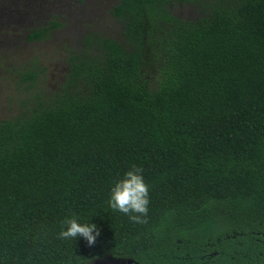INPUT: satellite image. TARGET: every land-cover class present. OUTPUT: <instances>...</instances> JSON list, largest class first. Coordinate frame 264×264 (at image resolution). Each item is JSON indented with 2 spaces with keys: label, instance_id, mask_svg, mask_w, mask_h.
<instances>
[{
  "label": "trees",
  "instance_id": "obj_1",
  "mask_svg": "<svg viewBox=\"0 0 264 264\" xmlns=\"http://www.w3.org/2000/svg\"><path fill=\"white\" fill-rule=\"evenodd\" d=\"M110 13L117 36L87 33L59 90L0 118V264H264V0ZM20 80L30 91L38 73ZM133 165L142 222L108 205ZM72 215L100 229L94 245L58 237Z\"/></svg>",
  "mask_w": 264,
  "mask_h": 264
},
{
  "label": "rangeland",
  "instance_id": "obj_2",
  "mask_svg": "<svg viewBox=\"0 0 264 264\" xmlns=\"http://www.w3.org/2000/svg\"><path fill=\"white\" fill-rule=\"evenodd\" d=\"M118 0H0V118L25 109L33 92L57 91L66 81L69 57L83 46L87 33L117 36L118 21L110 11ZM189 4L178 8L191 11ZM55 20L41 37L29 39L34 28L42 29ZM35 70L38 81L26 91L20 82L22 71ZM118 259H97L92 264Z\"/></svg>",
  "mask_w": 264,
  "mask_h": 264
},
{
  "label": "clouds",
  "instance_id": "obj_3",
  "mask_svg": "<svg viewBox=\"0 0 264 264\" xmlns=\"http://www.w3.org/2000/svg\"><path fill=\"white\" fill-rule=\"evenodd\" d=\"M148 185L143 169L133 165L110 189L108 205L111 209L128 215L133 222H142L149 205ZM100 229L91 221H82L78 216L66 217L61 222L58 237L63 240L82 238L89 246L95 244ZM90 264V261H89Z\"/></svg>",
  "mask_w": 264,
  "mask_h": 264
},
{
  "label": "water",
  "instance_id": "obj_4",
  "mask_svg": "<svg viewBox=\"0 0 264 264\" xmlns=\"http://www.w3.org/2000/svg\"><path fill=\"white\" fill-rule=\"evenodd\" d=\"M121 262H122L121 264H133L134 260L133 259H127V260L121 261ZM98 264H115V263H112V262H109V261H105V262H101V263H98Z\"/></svg>",
  "mask_w": 264,
  "mask_h": 264
},
{
  "label": "flooded vegetation",
  "instance_id": "obj_5",
  "mask_svg": "<svg viewBox=\"0 0 264 264\" xmlns=\"http://www.w3.org/2000/svg\"><path fill=\"white\" fill-rule=\"evenodd\" d=\"M121 261H125V260H121Z\"/></svg>",
  "mask_w": 264,
  "mask_h": 264
}]
</instances>
